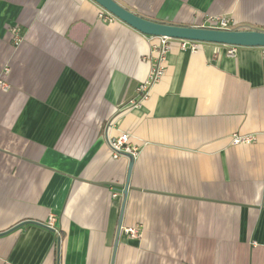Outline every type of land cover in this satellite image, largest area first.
<instances>
[{
    "label": "crops",
    "instance_id": "crops-1",
    "mask_svg": "<svg viewBox=\"0 0 264 264\" xmlns=\"http://www.w3.org/2000/svg\"><path fill=\"white\" fill-rule=\"evenodd\" d=\"M116 1L155 21L226 15L264 31V0ZM109 13L0 0V264H264V47L171 38L142 98L153 39ZM122 133L132 169L108 143Z\"/></svg>",
    "mask_w": 264,
    "mask_h": 264
},
{
    "label": "water",
    "instance_id": "water-1",
    "mask_svg": "<svg viewBox=\"0 0 264 264\" xmlns=\"http://www.w3.org/2000/svg\"><path fill=\"white\" fill-rule=\"evenodd\" d=\"M94 1L97 2L105 10L110 11V13H112L118 19L129 24L130 26L134 27L135 29L139 30L140 32L146 35H150V36L165 35L168 38H177V39L200 41V42H214V43L237 45V46L264 47L263 30L219 29L212 27L166 23V22L155 21L143 17L138 13H135L134 11L128 9L127 7L122 6L116 0H94ZM126 155L130 158L129 169H132L135 158L131 154H126ZM127 187L124 191L125 195L127 194ZM37 223L47 226L46 224L41 222H37ZM120 230H121V226L119 228V231ZM4 233H0V235Z\"/></svg>",
    "mask_w": 264,
    "mask_h": 264
},
{
    "label": "built area",
    "instance_id": "built-area-1",
    "mask_svg": "<svg viewBox=\"0 0 264 264\" xmlns=\"http://www.w3.org/2000/svg\"><path fill=\"white\" fill-rule=\"evenodd\" d=\"M107 11V10H106ZM110 12V11H108ZM110 17L113 15L112 13H109ZM106 15V17L109 18V16ZM101 16L103 14L101 13ZM114 16V15H113ZM208 19V25H201L202 27H212V28H219V29H231L233 26V22L230 17L226 15H212ZM13 36H14V44L15 46H19L23 41V35L18 27H13L11 29ZM153 39V50L158 54V64L153 67L149 78L140 85L139 89L142 93V98H147L149 89L153 83L158 81L162 74L164 73V62L166 60V54L169 49V42L171 38L164 36H151ZM191 41L192 49L195 50L197 48V42L198 41ZM230 55H235L236 53V46H231L229 49ZM9 67L6 66L4 68V76L0 77V86L4 91L9 89V84L6 81L5 75L9 73ZM256 139L255 135H245V134H233L232 135V141L235 144H245V143H252ZM108 143L112 150V156L115 158L120 157L124 154H131L136 156L138 154V149L135 147L130 140V135L127 133H122L118 137H108ZM135 158V157H134ZM114 196H117L116 193H113ZM54 221V216L51 215L49 218V225L52 226ZM124 232L132 237H137L140 235V231L137 226H127L124 229Z\"/></svg>",
    "mask_w": 264,
    "mask_h": 264
},
{
    "label": "trees",
    "instance_id": "trees-1",
    "mask_svg": "<svg viewBox=\"0 0 264 264\" xmlns=\"http://www.w3.org/2000/svg\"><path fill=\"white\" fill-rule=\"evenodd\" d=\"M231 29H232V28H231ZM233 29L241 30V29H239V28H233ZM246 30H250V29H246Z\"/></svg>",
    "mask_w": 264,
    "mask_h": 264
}]
</instances>
